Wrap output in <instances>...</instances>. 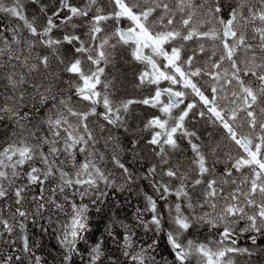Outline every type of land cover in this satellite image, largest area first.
I'll list each match as a JSON object with an SVG mask.
<instances>
[{
	"label": "snow or ice",
	"instance_id": "6c2138e0",
	"mask_svg": "<svg viewBox=\"0 0 264 264\" xmlns=\"http://www.w3.org/2000/svg\"><path fill=\"white\" fill-rule=\"evenodd\" d=\"M29 3L0 0V264H47L29 222L59 264H264V0ZM120 62L147 95L114 102ZM133 191L94 239L92 209Z\"/></svg>",
	"mask_w": 264,
	"mask_h": 264
},
{
	"label": "trees",
	"instance_id": "16d2710c",
	"mask_svg": "<svg viewBox=\"0 0 264 264\" xmlns=\"http://www.w3.org/2000/svg\"><path fill=\"white\" fill-rule=\"evenodd\" d=\"M28 1V2H27ZM26 3L31 5L29 3V0H27ZM45 3H48L50 5H55L56 0H44ZM36 11V10H35ZM9 18L5 17L3 14H0V24H7L10 23ZM142 65L137 64L133 65L132 63L127 62H120L117 67L115 68H108L107 71H112L113 75L119 78V82L121 84V88L123 89H129L131 85L135 86V76ZM130 96L129 98H136V96L130 92H126ZM132 112L137 114L139 117L140 114L138 111H141L143 109L131 107ZM153 111V110H152ZM137 124H139V121H137ZM199 128H204L205 126L208 128L207 134L211 132H215L217 137H219L220 132L219 130H213L209 126L204 125L203 122H200L196 125ZM121 138L122 141L124 140V135L122 133ZM130 135V134H129ZM127 143V141H125ZM143 147V146H141ZM109 150V149H108ZM139 151V149H137ZM132 153L129 152L128 156L131 160ZM84 157L80 156L78 157V162L82 160ZM119 174V173H118ZM122 181V180H121ZM123 182V181H122ZM137 184L140 183V181L136 182ZM144 187L147 188V184L145 182ZM150 192V189H148ZM140 198L137 197V195L132 194L131 196L128 194V192H122L119 193L118 196H110L107 198L106 202L101 204L99 207L101 208V211L97 212L95 209H92V229L94 232V239L98 238L100 236L105 235L104 229L106 227V224L109 222L110 218H116L117 215L119 218H124L125 216L131 217L133 207L137 205L138 200ZM0 212H7V208L5 207V203H0ZM10 214V213H9ZM26 234L31 238L32 241L36 243V245L39 248V251L37 252L38 255H41L42 258L47 260V264H59V256H60V247L57 243L56 237L54 234H51V230L42 232L41 228L39 226L33 227L32 223L29 222L26 229ZM208 232H204V236H207ZM143 239L147 240L148 242H151V234L149 237H143ZM202 239L203 237H198ZM8 237L5 235L3 231H0V251L7 252L10 245L6 243ZM17 241L16 247H19V240L18 236L13 237ZM247 235L241 236V238L238 240L239 244L241 246H249V241H247ZM259 243L261 246H264V239H260L258 237ZM109 244H111V241H109ZM165 250V244L161 243V251ZM165 255L167 253L165 252ZM55 258V259H54ZM79 257H76V261H79Z\"/></svg>",
	"mask_w": 264,
	"mask_h": 264
},
{
	"label": "rangeland",
	"instance_id": "374dc122",
	"mask_svg": "<svg viewBox=\"0 0 264 264\" xmlns=\"http://www.w3.org/2000/svg\"><path fill=\"white\" fill-rule=\"evenodd\" d=\"M26 1L27 0H25V2ZM35 10H36V8L34 6H32V5L28 6V12L29 13H33V12H35ZM54 35H55V37H59L61 34L60 33H55ZM108 72L111 74V76H114L112 71H108ZM126 92H130V93L134 94L135 96L139 97L137 99H141L143 96L148 94L147 91H142L140 89H137L133 85H131V87L129 89H126V90L120 87L118 93L113 97L114 102L119 103V102L127 100V99H134V98H129L128 96H130V95L128 93H126ZM135 106H136V108L143 109L141 111H138V113L141 116L140 118L146 119L147 117H150L152 115V111H151V109L149 107L141 105V104L132 105V107H135ZM99 110H101V111L103 110L102 106H101V108ZM154 113L159 114V113H157V111L154 112ZM93 119H95V118H93ZM196 128H197V130H199V127L196 126ZM113 131L115 132V130H113ZM144 134L147 135V133H144ZM118 135L121 136L120 133H118ZM205 135H207V132H205ZM120 139L122 140L121 137H120ZM182 147H184V146L182 145ZM108 151L110 153L111 152V148H109ZM117 178L119 179V174L118 173H117ZM120 182L122 183V181H120ZM133 194L136 195L135 191H133ZM240 238L241 237H238L237 239L239 240ZM247 241H249V240H247ZM249 243H250V241H249Z\"/></svg>",
	"mask_w": 264,
	"mask_h": 264
},
{
	"label": "bare ground",
	"instance_id": "6f19581e",
	"mask_svg": "<svg viewBox=\"0 0 264 264\" xmlns=\"http://www.w3.org/2000/svg\"><path fill=\"white\" fill-rule=\"evenodd\" d=\"M130 59V58H129ZM207 128L206 126L204 128H199V131H204V129ZM208 129V128H207ZM145 135V134H144ZM184 147H187L186 143L183 144Z\"/></svg>",
	"mask_w": 264,
	"mask_h": 264
},
{
	"label": "flooded vegetation",
	"instance_id": "af4514ba",
	"mask_svg": "<svg viewBox=\"0 0 264 264\" xmlns=\"http://www.w3.org/2000/svg\"><path fill=\"white\" fill-rule=\"evenodd\" d=\"M146 52H147V50H146ZM164 86H166V83H165V85ZM151 109V111H152V114L154 113V112H156L157 110L156 109H152V108H150ZM158 113V112H157Z\"/></svg>",
	"mask_w": 264,
	"mask_h": 264
}]
</instances>
